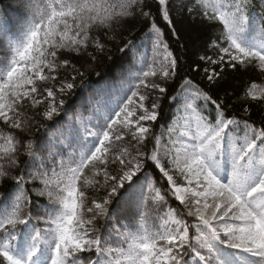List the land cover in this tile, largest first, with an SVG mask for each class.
I'll use <instances>...</instances> for the list:
<instances>
[{
  "label": "snow or ice",
  "instance_id": "snow-or-ice-1",
  "mask_svg": "<svg viewBox=\"0 0 264 264\" xmlns=\"http://www.w3.org/2000/svg\"><path fill=\"white\" fill-rule=\"evenodd\" d=\"M258 2V14L253 0H186L182 5L193 20L218 21L223 31L204 42L203 54L194 52V70L199 71L200 63L213 66L203 69L208 84L184 79L169 97L175 111L183 110L189 118L170 128L167 136L154 133L146 123L158 120L159 98L148 107L140 89L166 94V87L149 78L174 81L179 58L169 51L150 0H19L22 15L15 37L10 21L0 16V39L6 45L0 56V122L8 130H0V184L5 178L15 181L0 200V264H264V121L257 126L232 115L216 91L226 76L225 65L264 72V0ZM156 5L177 35L170 0H156ZM136 16L150 22L146 36L154 41L157 55L163 51V59L154 57L144 70L138 46L131 40L124 44L121 86L111 92L108 85L96 89L107 98L93 109L98 117L94 127L84 128V143L70 136L64 145L71 148L70 141L76 139L78 150L65 157L50 141L35 145L20 135L27 109L45 105L40 114L51 121L65 104L57 96L76 87L75 76L52 87L39 84L57 81L58 70L69 65L62 57L86 55L91 66L96 56L89 48H105L93 33L108 35ZM131 81H138L135 90ZM248 95L264 104V89L253 84ZM244 113L248 115V108ZM150 138L152 148L145 151ZM21 149L28 157L23 168ZM41 151H47V158ZM149 166L166 178L167 188L157 186ZM11 169H20V174L11 175ZM29 183L36 196L48 197L43 215L26 211L33 204ZM101 189L106 195L100 199L87 194ZM169 197L183 208L169 207L163 222L149 230L141 214L144 200L163 205ZM133 204L140 224L127 230L129 225H118L116 218ZM122 228L127 230L126 248L111 242L120 238ZM190 229H195L192 237Z\"/></svg>",
  "mask_w": 264,
  "mask_h": 264
},
{
  "label": "trees",
  "instance_id": "trees-1",
  "mask_svg": "<svg viewBox=\"0 0 264 264\" xmlns=\"http://www.w3.org/2000/svg\"><path fill=\"white\" fill-rule=\"evenodd\" d=\"M186 0H170V17L173 20V24L177 31V35L172 34V26L168 25L162 19V16L157 12L156 0H150L152 7L150 9L155 22L158 27L164 33L163 39L169 45V51L173 53L175 57L179 58L178 62V71L174 81H162L159 77H154L153 80L161 83V86H164L168 89L167 93L163 96H160L158 91L149 90L146 92L148 97V106L159 98L160 108H159V117L156 122H150L152 126V131L156 134L163 132L167 136L170 128H178L180 124H183L188 118V114L181 111H175L176 106L171 103L169 97L175 95L180 88V84L184 79H192L194 82L199 83L202 87L208 84V81L205 77L203 69L205 67H213L208 64L203 63L199 64V71L194 70L197 64V57L194 55L196 50H199L202 54L204 51V42L209 40V38H215L219 32L223 31V25L218 21L213 22H201L200 19L193 20L187 13L186 10H182V5H184ZM19 0H0V16L8 19L10 21L9 28L10 34L15 37L18 31V22L22 15L20 7H18ZM254 4V13L260 12V6L258 0H253ZM202 8H198V11ZM149 11V9H145ZM150 22L146 21L141 16H136L134 18H129L124 21L121 25L115 26L114 32L105 35L102 30L95 31L93 35L97 36L101 42L105 44L103 52L96 51L92 48H89V51L96 56V61L89 65L90 57L84 55H77L75 53H66L62 59H68L69 65L61 67L57 75L56 82H39L41 88L44 86L52 87L54 83H58L60 80H66L72 82V77L75 76L76 79L74 83L76 87L65 95L57 96V100L63 99L65 104L62 109L59 110V115L54 116L50 120H46L40 113L45 110V105L37 106L36 108H29L25 113V123L26 127L20 135L27 137L32 140L35 145L40 144L41 142H47L49 133L55 131L56 129L61 128L69 122L68 118L77 113V109L81 107L85 110L86 113L89 112V106H87L88 94L95 91L97 88H103L106 84L118 83L121 80V77L118 75V69L126 64L127 57L125 56V51H121L124 44L127 41L131 40L138 47L143 45L147 40L146 33H148V24ZM115 36V39H111L112 36ZM6 45L5 42L0 39V56L5 55L3 51ZM208 55L216 58L214 51L209 50ZM73 65L75 68H73ZM147 70V67L144 68ZM216 70L219 71V66H216ZM83 73L79 75L78 73ZM226 76L221 82V86L216 91L222 99L225 100L226 104L229 106V112L239 117H245L251 121L256 122L257 126H261V122L264 121V104L258 103L251 99L248 95V90L253 84L258 88L264 89V72H261L259 69L249 66L246 70L243 69L240 65H237L236 69H232L225 65ZM152 80V77L149 78ZM138 81H131L133 90H135V84ZM124 85L129 86L128 82H125ZM87 89V90H85ZM141 87L140 92L143 94L147 89ZM46 95V93H45ZM83 101V103H82ZM82 103V104H81ZM244 108H248L249 113L245 116ZM0 130L7 132L0 122ZM14 132H19V130H13ZM127 140V138H126ZM27 143V140L25 141ZM153 141L151 138L147 142L145 151H149L152 148ZM62 152V150H60ZM42 156L47 158V151H41ZM64 155V154H63ZM65 156V155H64ZM66 157V156H65ZM28 159L25 154V150L21 149L19 153L20 167H24V162ZM33 169L29 168L28 172H31ZM149 173L156 180L157 186L161 187L162 190L167 188V181L162 178L161 174L158 173L154 167L149 166ZM11 175H19L20 169H11ZM27 174V173H26ZM139 175V174H138ZM15 181L12 179L5 178L2 184H0V200H3L10 189L14 187ZM33 185L29 183L26 185L28 189V194L33 201L30 210L33 216L43 215V206L48 204L47 196H36L32 191ZM90 198L100 199L102 195H106L103 189L100 193L95 194L92 192L87 193ZM36 203H39L41 208H36ZM169 207L172 209L180 210L183 208L182 205H179L178 201H175L173 198H168V203L159 204L150 199H146L143 202L141 207V214L144 216V223L147 225L149 230H155L156 227L161 224L160 218L169 210ZM132 209V210H131ZM191 221L194 218H188ZM117 224H128L129 229L127 230H136L140 224L139 218L135 211V205L126 207L123 209L121 214L116 218ZM104 221H98L97 227H101ZM40 226L43 227V223H40ZM22 227V226H21ZM126 229H121V233H125ZM191 230V229H190ZM103 232V229H101ZM113 246L119 244L121 247L126 248L127 242L121 237L119 239H114L111 241Z\"/></svg>",
  "mask_w": 264,
  "mask_h": 264
},
{
  "label": "rangeland",
  "instance_id": "rangeland-1",
  "mask_svg": "<svg viewBox=\"0 0 264 264\" xmlns=\"http://www.w3.org/2000/svg\"><path fill=\"white\" fill-rule=\"evenodd\" d=\"M139 54L143 59V67H147L149 65H153V61H154V57L157 60H162L163 59V51L161 50V52L159 53V55L156 54V52L154 51V41L151 39H148L143 45L139 46ZM154 77H152L153 80ZM109 86V91L111 92L113 89V86L115 88H119L121 86L120 82L118 83H114V84H106ZM124 87H128L126 85H123ZM144 90V89H143ZM149 91V89H147L143 94H146V92ZM142 92V91H141ZM129 95L131 94L130 92L128 93ZM142 94V93H141ZM107 98L105 96L104 93H100L97 94L96 91H92L90 92V94H88V97H86L87 99V106H89V112L86 113L84 109H82L81 107H79L77 110V113L70 115L71 116V121L70 124L67 125L65 128L63 129H56L55 131H53L50 134V137L47 139V142H51L52 144L56 145L57 149L59 150H63L64 153H69L71 151H73L74 149L78 150V144L76 139H72L70 142L72 144V147H66L64 145L69 143V137H80V143H83V137L86 135V133L84 132V128L87 126L89 128L94 127L93 125V121L95 118V114L93 113V109L97 108L99 106V102L102 99ZM83 103V101H82ZM81 103V104H82ZM145 105L148 106V99L145 101ZM149 107V106H148ZM73 117V118H72ZM97 117V116H96ZM70 118V117H69ZM75 118V119H74ZM98 119V117L96 118V120ZM96 120L94 122V124L96 123ZM146 123H150V122H146ZM79 129V132H70L69 129ZM166 180V178H164ZM132 210V209H131ZM168 212V210L166 211ZM162 215V217L160 218L161 223L163 222V220L166 218L165 217V213ZM193 235H195V229H191L189 232V236L192 237ZM121 239L124 240L123 238V234L120 236ZM193 264H195V262H193Z\"/></svg>",
  "mask_w": 264,
  "mask_h": 264
}]
</instances>
